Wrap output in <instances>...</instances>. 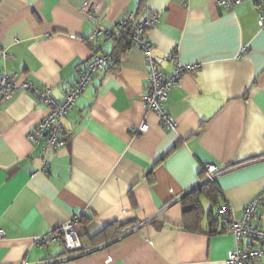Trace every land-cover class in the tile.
<instances>
[{
    "label": "crops",
    "instance_id": "0c3cea01",
    "mask_svg": "<svg viewBox=\"0 0 264 264\" xmlns=\"http://www.w3.org/2000/svg\"><path fill=\"white\" fill-rule=\"evenodd\" d=\"M87 8L109 29L128 12L133 23L155 15L146 39L160 68L173 71L175 52L195 66L169 92L175 130L164 129L142 101L150 87L144 51L130 45L119 52L113 37H95ZM258 19L254 0L232 9L216 0H2L0 45L8 57L1 71L48 87L58 101L96 53L116 58L64 117L58 149L27 137L47 114L32 93L1 99L0 264H227L236 238L220 223L210 233V219L227 202L240 217L264 189ZM142 122L149 129L138 133ZM207 163L234 167L218 178L216 201L200 196L196 223L183 197L203 179ZM73 216L80 218L82 254L70 257L60 240L34 242ZM253 223L264 225V205Z\"/></svg>",
    "mask_w": 264,
    "mask_h": 264
},
{
    "label": "built area",
    "instance_id": "2783aa9c",
    "mask_svg": "<svg viewBox=\"0 0 264 264\" xmlns=\"http://www.w3.org/2000/svg\"><path fill=\"white\" fill-rule=\"evenodd\" d=\"M244 1L216 0V3L226 9H232ZM254 2L259 10L258 25L264 29V0H254ZM84 12L87 17L97 22L94 30L95 37L102 35L113 37L115 40H121L127 36L126 32L128 28L132 27L130 43L144 51L148 62L150 87L149 92L142 97L144 106L148 111H152L158 115L164 129L169 131L175 130L177 122L166 110L169 92L180 84L185 72L195 68V66L184 63L180 58V54L175 52L171 57L174 64L173 71L167 73L160 68L152 54V42L146 39L147 30L157 18L155 15H151L138 23H133L135 16L132 12H128L117 23L114 29H109L101 25L100 17L91 12L90 9L87 8ZM7 57L8 53L2 50L0 45V60ZM114 59L111 53H96L91 59L87 60L79 71L77 82L65 93L61 101L52 96L48 87H41L32 80L20 79L17 74L9 75L0 69V104L2 98L10 100L17 91L23 90L32 93L38 102L47 108V114L37 123L33 130L28 132L27 137L34 145H38L42 141L43 149H58L63 142V133L65 131L64 117L73 110L79 96L93 84V78L96 73L110 68ZM148 129V124L142 122L136 132L144 133ZM233 167H218L212 163L205 164L203 167L205 175L197 186L204 182H216L222 174L228 172ZM43 171H47L46 165L43 167ZM186 193L177 194L172 200L180 199ZM263 205L264 189L252 197L244 207L240 217L234 214L233 207L228 202L218 207L217 214L223 219L222 225L224 229L235 236L237 243L236 247L228 253L227 264H248L251 261L264 258V225L253 223L258 215L259 208ZM79 222L80 218L73 216L62 224L57 231L49 235L37 236L34 242L41 245L50 240H60L68 255L76 257L84 252L77 230ZM5 235L6 231L0 228V238ZM244 240L247 241V245L244 244Z\"/></svg>",
    "mask_w": 264,
    "mask_h": 264
},
{
    "label": "trees",
    "instance_id": "16d2710c",
    "mask_svg": "<svg viewBox=\"0 0 264 264\" xmlns=\"http://www.w3.org/2000/svg\"><path fill=\"white\" fill-rule=\"evenodd\" d=\"M132 27H129L127 30V36L121 40H117V51L122 52L126 50L130 45V35H131ZM118 56V54L116 53ZM114 58L116 56L113 54ZM115 60V59H114ZM217 182V181H216ZM216 182H204L194 189H192L190 192H188L184 197L183 200L186 201V207H184V212H189L190 214H193L195 217L194 220H196V223L199 222L200 216L202 213V207L200 204V196L202 194H206L208 197L213 198L216 201V197L219 195V189L216 185ZM218 215V214H217ZM222 218L220 216H217V219L211 218L210 219V233L218 231L219 229H216V225L218 223L222 224ZM189 228V227H188ZM221 230H225L224 226L222 225Z\"/></svg>",
    "mask_w": 264,
    "mask_h": 264
}]
</instances>
